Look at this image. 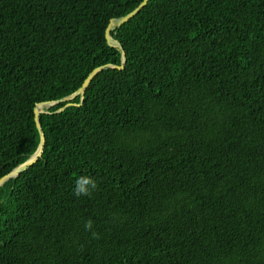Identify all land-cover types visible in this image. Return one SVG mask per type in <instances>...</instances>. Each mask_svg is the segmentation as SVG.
Segmentation results:
<instances>
[{"label": "trees", "instance_id": "trees-1", "mask_svg": "<svg viewBox=\"0 0 264 264\" xmlns=\"http://www.w3.org/2000/svg\"><path fill=\"white\" fill-rule=\"evenodd\" d=\"M141 1L0 0V177ZM110 34L124 68L46 107L0 186V264H264V0H148Z\"/></svg>", "mask_w": 264, "mask_h": 264}, {"label": "water", "instance_id": "water-1", "mask_svg": "<svg viewBox=\"0 0 264 264\" xmlns=\"http://www.w3.org/2000/svg\"><path fill=\"white\" fill-rule=\"evenodd\" d=\"M147 1L148 0H142L130 12L126 13L123 16L111 18L109 20V23L107 24V27L105 29V38H106L107 43L109 45H111L113 47H117L121 51V62H120L119 65L107 63V64L96 66L88 73L86 78L83 80L81 86L79 88H77V90L75 92H73L72 94H70V95H68L66 97H63V98L56 99V100H45V101H41V102L36 103L33 111H34V120H35L36 128H37L38 133L40 135L39 145H38L36 151L27 160H25L24 162L18 164L12 170H10L9 172H7L6 174H4V175H2L0 177V186L7 179H9L11 177H16L20 173H22L25 170H27L34 163H36L38 161V159L41 157V154H42L44 146H45V134L43 132L41 123L39 121V114L44 112L45 110H42V108H39L38 105L47 106L48 107V105L52 106V105L57 104V103H63V106H61L60 109H59V110H62L64 107L69 106V105H71L73 103L72 100L75 98V96L80 95V98L82 99L87 86L89 85V83L92 80V78L98 72H100L101 70H103L106 67L116 68V69H123L124 68V65H125V62H126L125 51H124L121 43L118 40H116L115 38H113V36L110 34V31L112 29H117L122 24H124L125 22L130 20L133 16H135L142 9V7H144L146 5Z\"/></svg>", "mask_w": 264, "mask_h": 264}, {"label": "clouds", "instance_id": "clouds-1", "mask_svg": "<svg viewBox=\"0 0 264 264\" xmlns=\"http://www.w3.org/2000/svg\"><path fill=\"white\" fill-rule=\"evenodd\" d=\"M96 180L87 175H81L75 181L73 194L76 197L80 196H90L92 192L97 188ZM84 227L86 230L91 231L93 227V222L91 219L85 221ZM93 237H97V233L92 232Z\"/></svg>", "mask_w": 264, "mask_h": 264}, {"label": "rangeland", "instance_id": "rangeland-1", "mask_svg": "<svg viewBox=\"0 0 264 264\" xmlns=\"http://www.w3.org/2000/svg\"><path fill=\"white\" fill-rule=\"evenodd\" d=\"M49 106V105H48ZM47 106H43L42 110H44Z\"/></svg>", "mask_w": 264, "mask_h": 264}, {"label": "bare ground", "instance_id": "bare-ground-1", "mask_svg": "<svg viewBox=\"0 0 264 264\" xmlns=\"http://www.w3.org/2000/svg\"><path fill=\"white\" fill-rule=\"evenodd\" d=\"M39 108H43V106L38 105Z\"/></svg>", "mask_w": 264, "mask_h": 264}]
</instances>
